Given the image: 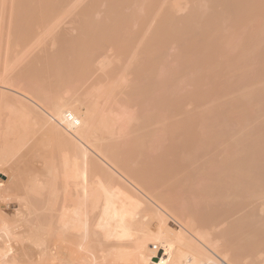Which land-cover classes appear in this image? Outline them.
<instances>
[{
    "label": "bare ground",
    "instance_id": "6f19581e",
    "mask_svg": "<svg viewBox=\"0 0 264 264\" xmlns=\"http://www.w3.org/2000/svg\"><path fill=\"white\" fill-rule=\"evenodd\" d=\"M71 2L0 0V264H125L132 247L141 264H264V0L163 5L168 44L119 0L124 16L87 3L58 32ZM39 160L86 167L101 213L28 183Z\"/></svg>",
    "mask_w": 264,
    "mask_h": 264
},
{
    "label": "rangeland",
    "instance_id": "374dc122",
    "mask_svg": "<svg viewBox=\"0 0 264 264\" xmlns=\"http://www.w3.org/2000/svg\"><path fill=\"white\" fill-rule=\"evenodd\" d=\"M88 1H90V0H88ZM87 0H78V5L76 4L77 2L75 1V0H73V7H71V5H72V2H71V4L68 6V5H62V6H60V7H63V8H65V9H62V10H60L59 11V9L57 10V17H56V22H55V29H56V31H61L63 28H65V27H68V26H70L71 25V21H72V17L74 18V13L75 12H77V11H79L81 8H84L85 6L84 5H86L87 3H90V5H92V6H94L95 5V7H94V9L93 10H95V9H99V10H97V12L95 11V13H96V15L94 16V18L96 19V20H99V18L101 19L102 17H104V15L106 16V14H107V16L108 17H104V18H102L103 20L104 19H109V18H113V16L114 15H116V14H118L119 15V13H121V15L120 16H124V14H125V12H126V14H128L129 12L130 13H132V15L131 16H129V17H132V19L133 18H135V19H133L132 21H131V19L129 18V22L131 21V24H132V26H133V30L135 29V32L138 34V33H141V37H142V35L144 34V39H146L147 40V37H149L148 39H150L151 41L153 40V41H157V42H159V43H157V44H160V41H158V39L160 38V40H161V36H163V38H162V42H163V39L165 38V40H166V38L167 37H170V34L167 36H165L164 34H166V31H167V34L168 33H170V27H169V30H167L168 28L166 27L165 28V25L163 24V23H159V21L161 20L162 22H163V20L165 19L164 17L165 16H168L167 14H166V12H168V11H166V10H169V7H170V10H177V12H172V11H170V12H172V13H177V15L175 14L174 16L176 17H178V15L179 14H182L184 11V14H182L183 15V17L186 15H188L189 13H191L190 11V9H187V7L186 6H190V5H194V3H190V5H189V3L188 2H186V0H166V1H169V3L167 4V2L166 3H164L165 1L163 0L162 2H163V4L161 3V1H158L160 4H161V6L163 7V5H165V6H169L168 7V9H166V8H164V11L162 10V7L160 6V4H159V6L157 7V9L158 8H160L159 10L160 11H163V12H165L164 14H166L165 16H164V14H162V13H160V14H157V11L159 12V10H156V8L154 7L155 6V4L157 3L156 1L157 0H154V1H152V0H149V1H151L150 3H149V1L147 0V1H145V0H143L144 1V3H143V1L142 2H140V0H134L135 1V3H136V1H137V3L138 4H140L141 5V3H143L142 5H148V3H149V5L152 3V5H150V7H148L147 9H149V11L150 10H152V12H153V15H152V13L151 12H149L148 10V13H151V14H149V16H152V18H149V17H147L148 16V14L146 13L145 14V11H146V7H145V9H144V6L142 7V9H143V11H142V9L140 10L139 8H140V5L138 6L137 4H136V7L134 6L135 4L131 1V0H129V1H131L130 3H131V7L129 6L130 4H128L127 2H129L128 0H127V2H125L126 4L124 5V1H126V0H119L120 2H118L120 5H122V3H123V7H124V9L122 8V6H120L119 4H117L116 5V7H117V9L118 10H115L114 8H112V2L114 1V0H111V3L109 2V3H105L104 2V0H103V2L107 5L108 4V6H109V4H110V6L107 8V6L103 3H100V0L99 1H97V2H99V3H97V2H95L94 0H92V1H90V2H88ZM95 2L96 4H97V6H98V4H100L99 6H98V8H96V4H91L92 2ZM105 1H107V0H105ZM109 1V0H108ZM140 3H139V2ZM183 1V2H182ZM188 1V0H187ZM189 1H193L194 2V0H189ZM76 2V3H75ZM101 2H102V0H101ZM122 2V3H121ZM147 2V4H145ZM171 2V3H170ZM180 4H179V3ZM185 2V3H184ZM155 3V4H154ZM184 3V4H183ZM102 4V5H101ZM112 4V5H111ZM128 4V7H127V11H126V5ZM172 4V5H171ZM183 4V5H182ZM187 4V5H186ZM89 5V6H90ZM105 5V6H104ZM141 5V6H142ZM157 5H158V3H157ZM178 5H179V7H178ZM82 6V7H81ZM84 6V7H83ZM103 6V7H102ZM151 6H153V8L151 7ZM184 6V7H183ZM194 6H196V4L194 5ZM59 7V8H60ZM66 7H69V8H66ZM86 7H88V5L86 6ZM119 7V8H118ZM122 9H121V8ZM132 7H133V9H132ZM139 7V8H138ZM173 7V8H172ZM74 8V9H73ZM75 8H76V10H75ZM80 8V9H79ZM107 8V9H106ZM131 9L132 11H136L135 10V8L137 9H139L140 11H142V12H140L138 9V12H135V14H134V12H131V10L129 11V9ZM152 8V9H151ZM155 8V9H154ZM172 8V9H171ZM186 8V9H185ZM189 8V7H188ZM190 8L192 9V6H190ZM77 9H79V10H77ZM109 9V10H108ZM110 9H112V10H110ZM123 11V10H125L124 11V14H122L123 12H119V11H121V10ZM185 9V10H184ZM75 10V11H74ZM106 10L108 11V12H106ZM113 10H115V11H113ZM145 10V11H144ZM156 10V12H154V11ZM178 10H179V12H178ZM181 10V11H180ZM190 10V11H189ZM99 11V12H98ZM103 11V12H102ZM104 11L106 12V14H104ZM112 12V14H111V12ZM129 11V12H128ZM146 11V12H147ZM186 11H187V14H186ZM189 11V12H188ZM101 12V13H100ZM110 12V14H108ZM117 12V13H116ZM119 12V13H118ZM73 13V14H72ZM100 15H99V14ZM139 13H142L141 14V16H142V18L141 19H143V17H145L144 16V14L146 15V21L147 20H150V19H152V20H150V22L149 21H147V25H149L150 27H148V29L147 28H145L144 26L146 25L145 23H146V21L145 20H143L142 21V23H141V25H140V23H139V20L141 21V19H140V17H139V19L137 18L138 16H140L139 14L137 15V14ZM77 13H75V15H76ZM114 14V15H113ZM126 14H125V18H127V16H126ZM156 14V15H155ZM161 14L163 15V16H161ZM113 15V16H112ZM118 15H116V16H118ZM133 15H134V17H133ZM137 15V16H136ZM157 15H160V17L159 16H157ZM111 16V17H110ZM136 16V17H135ZM154 16V17H153ZM156 16L158 17V18H161L160 20L158 19V18H156ZM97 17V18H96ZM164 19H163V18ZM147 18H149V19H147ZM166 18H169V16L168 17H166ZM182 18V17H181ZM106 19V20H107ZM154 19H158V22L156 21V20H154ZM135 20H137V21H135ZM166 21H167V19H165ZM165 20H164V22H165ZM133 21H135V24L133 25ZM156 21V22H155ZM160 21V22H161ZM133 22V23H132ZM145 22V23H144ZM145 25H144V24ZM149 23V24H148ZM150 23H152V28H153V30H152V28H151V24ZM157 23V24H156ZM167 22H165V24H166ZM154 24H156V25H154ZM159 24H161L159 27H156L157 25H159ZM163 24V25H162ZM136 25V26H135ZM144 25V26H143ZM154 26V27H153ZM164 26V27H163ZM166 26H169L168 25V23H167V25ZM140 28V29H139ZM143 28L145 29V30H147V31H142L143 30ZM149 28L151 29V30H149ZM155 28V29H154ZM163 28H165L166 29V31L163 29ZM163 29V30H162ZM149 30V31H148ZM155 31H157V33L155 32ZM164 31V32H163ZM148 32V33H147ZM160 32H162V33H160ZM143 33V34H142ZM151 33H153L154 34V36L152 37V35L153 34H151ZM157 35H156V34ZM164 33V34H163ZM159 34V35H158ZM163 34V35H162ZM139 35V34H138ZM156 35V36H155ZM140 36V35H139ZM165 36V37H164ZM158 38V39H157ZM168 39V38H167ZM153 41H152V43H153ZM161 42V43H162ZM165 42V41H164ZM166 42H167V44H168V40H166ZM156 43H154V44H156ZM174 49H171L170 50V53L173 51ZM174 52V51H173ZM98 155V154H97ZM40 165H42V162H40V160L39 161H35L34 162V164L33 165H29L27 168H26V172H25V178H26V181L28 182V183H37L39 180L40 181H45L44 183H46V186H47V188H46V190L48 191V193L49 194H51L52 196H54V197H56L57 199H60V200H64V202L65 203H69V205L70 204H72L73 203V201L74 200H76L77 198H86V200H87V204H88V208H89V210H90V215H91V218H94L95 216H97V215H99L100 213H101V211H102V209H103V207H104V205H105V202L107 203L108 202V200H107V195L104 193V191H101L100 189H101V185L99 184V182L96 180V179H94L92 176H91V174H90V172H89V170L86 168V167H84L83 165H75V166H72L71 168L70 167H67V168H65L66 169V172H64V170L63 169H59L60 170V172L58 171V173L55 171H52L51 173L48 171H40L39 170V166ZM60 168V167H59ZM118 169V168H117ZM116 170V169H115ZM117 173H118V175L120 176L119 178H121V180L123 181V182H126V181H128L127 179H131L132 180V176L128 173V172H125V171H123L122 169H118V171H117ZM133 182H134V180H133ZM134 183H136L137 184V186H139V188H137V193L139 194V195H141V196H144L143 198H145V197H148V196H151V192H153V193H155L156 194V192H159L160 190H161V188H158L155 192L154 191H151L150 189H146L144 186H143V188H141L140 186H142L140 183H137V182H134ZM129 184V183H128ZM139 184V185H138ZM131 186V185H130ZM112 202H114V201H112ZM151 243V248H154L156 245H154V243L155 242H150ZM152 244H153V246H152ZM156 250V249H155ZM128 252H131V258L129 259V261H127L125 264H141L140 262H139V260H137V258H136V252H135V247H132V248H130V249H128L127 250ZM94 252H96V250H94ZM107 257V256H106ZM114 258V257H113ZM13 259V258H12ZM109 259L110 258H105L104 259V261H103V263L105 264H112L113 263V261L115 260V259H113V261H112V258L110 259L111 261H109ZM19 260H21V259H19ZM106 260H108V261H106ZM9 261H10V263H9ZM9 261H7V264H12L11 263V261H15V263H16V259H14V260H9ZM17 261H18V259H17ZM116 261V260H115ZM114 261V262H115ZM118 261V263H124V260L123 259H121V260H117ZM101 263H102V261H100ZM111 262V263H110ZM14 263V262H13ZM14 263V264H15ZM19 263H22V261L20 262H17V264H19ZM100 263V264H101ZM102 263V264H103ZM115 263H117V262H115ZM114 264V263H113ZM171 264H172V262H171ZM173 264H176V263H173Z\"/></svg>",
    "mask_w": 264,
    "mask_h": 264
}]
</instances>
